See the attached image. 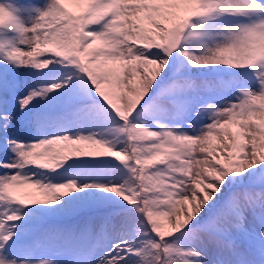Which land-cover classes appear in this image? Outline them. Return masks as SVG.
<instances>
[{
	"label": "snow or ice",
	"instance_id": "snow-or-ice-1",
	"mask_svg": "<svg viewBox=\"0 0 264 264\" xmlns=\"http://www.w3.org/2000/svg\"><path fill=\"white\" fill-rule=\"evenodd\" d=\"M0 264H264V0H0Z\"/></svg>",
	"mask_w": 264,
	"mask_h": 264
}]
</instances>
